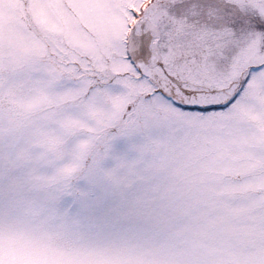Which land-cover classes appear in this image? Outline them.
I'll list each match as a JSON object with an SVG mask.
<instances>
[{"label": "snow or ice", "instance_id": "1", "mask_svg": "<svg viewBox=\"0 0 264 264\" xmlns=\"http://www.w3.org/2000/svg\"><path fill=\"white\" fill-rule=\"evenodd\" d=\"M0 264H264V0H0Z\"/></svg>", "mask_w": 264, "mask_h": 264}]
</instances>
